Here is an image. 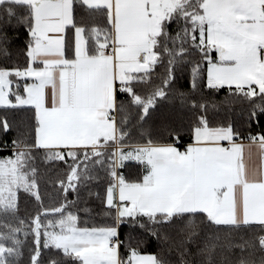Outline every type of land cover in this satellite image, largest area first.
I'll return each instance as SVG.
<instances>
[{
  "label": "snow or ice",
  "instance_id": "1",
  "mask_svg": "<svg viewBox=\"0 0 264 264\" xmlns=\"http://www.w3.org/2000/svg\"><path fill=\"white\" fill-rule=\"evenodd\" d=\"M0 264H264V0H0Z\"/></svg>",
  "mask_w": 264,
  "mask_h": 264
},
{
  "label": "trees",
  "instance_id": "2",
  "mask_svg": "<svg viewBox=\"0 0 264 264\" xmlns=\"http://www.w3.org/2000/svg\"><path fill=\"white\" fill-rule=\"evenodd\" d=\"M126 164L132 166L133 170H134L135 167H136V163H135V162H130V163H126ZM127 171H128V169H125L126 174H127ZM49 191H50V193H51V198L54 200V199H55V190H54V189H49ZM97 220H99V217H97ZM154 247H155V246L152 245L151 247L147 248V251H148V252H151V251L153 250Z\"/></svg>",
  "mask_w": 264,
  "mask_h": 264
},
{
  "label": "crops",
  "instance_id": "3",
  "mask_svg": "<svg viewBox=\"0 0 264 264\" xmlns=\"http://www.w3.org/2000/svg\"><path fill=\"white\" fill-rule=\"evenodd\" d=\"M135 162V161H127L126 163ZM136 163V162H135Z\"/></svg>",
  "mask_w": 264,
  "mask_h": 264
}]
</instances>
